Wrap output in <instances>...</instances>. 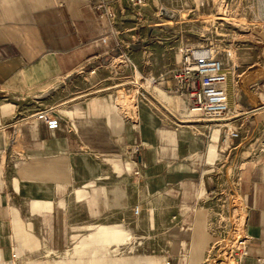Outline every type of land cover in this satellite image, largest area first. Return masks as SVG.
<instances>
[{"label": "crops", "instance_id": "obj_1", "mask_svg": "<svg viewBox=\"0 0 264 264\" xmlns=\"http://www.w3.org/2000/svg\"><path fill=\"white\" fill-rule=\"evenodd\" d=\"M173 8L0 0V264H201L225 246L202 207L219 200L237 264L264 260V60L224 63L228 113L195 121L175 92ZM49 108L55 130L35 117Z\"/></svg>", "mask_w": 264, "mask_h": 264}, {"label": "rangeland", "instance_id": "obj_2", "mask_svg": "<svg viewBox=\"0 0 264 264\" xmlns=\"http://www.w3.org/2000/svg\"><path fill=\"white\" fill-rule=\"evenodd\" d=\"M166 1L175 7L171 10L172 15L169 18L173 23L166 22L169 27L167 48H173L178 54L182 47H197L208 51L229 66L248 61L247 65L259 63L256 67L260 68L264 60L261 50L264 48L261 49L250 43H236L235 39L245 36L252 37L253 28L264 31V0ZM225 205L222 200L211 206L202 205L203 209L210 211L209 215L220 214L219 221L225 222L223 225L226 226L228 234L221 236L225 239L222 243L225 246L216 245L205 249L201 264H218L217 261H224L225 257H229L226 252L228 253L233 243L230 244L229 238L234 237L233 239L237 240L239 236L233 227L229 229L233 219L229 221ZM196 219L197 213L191 216L188 227L195 223ZM212 222L214 218L205 217L202 226L212 225ZM123 250V247H120L110 250L109 253H121Z\"/></svg>", "mask_w": 264, "mask_h": 264}, {"label": "built area", "instance_id": "obj_3", "mask_svg": "<svg viewBox=\"0 0 264 264\" xmlns=\"http://www.w3.org/2000/svg\"><path fill=\"white\" fill-rule=\"evenodd\" d=\"M125 2L135 11L137 17H142L147 0H125ZM181 55V63L173 75L175 92L187 98L189 111L196 115L195 121L204 124L219 123L225 118L229 109L225 88L227 77L223 61L208 51L192 46L183 47ZM132 84L135 85L134 82ZM136 93L139 94L137 88ZM35 117L43 121L49 130H55L59 126V118L52 108L37 112ZM225 129L226 135L230 138L238 137V133L231 127ZM261 169L264 181V162ZM138 212V207H135L134 214L137 215ZM235 245H240V242L235 241ZM235 245H231L226 254L237 264L244 252L239 249L234 250ZM16 258V254H12L9 264H16ZM217 262L222 264V260ZM260 264H264V260H261Z\"/></svg>", "mask_w": 264, "mask_h": 264}, {"label": "water", "instance_id": "obj_4", "mask_svg": "<svg viewBox=\"0 0 264 264\" xmlns=\"http://www.w3.org/2000/svg\"><path fill=\"white\" fill-rule=\"evenodd\" d=\"M161 14H166V12L164 10H161ZM251 35L252 37L245 36V37L236 38L235 41L236 43H250L254 46H257L263 49L264 48V31L253 28L251 30Z\"/></svg>", "mask_w": 264, "mask_h": 264}, {"label": "bare ground", "instance_id": "obj_5", "mask_svg": "<svg viewBox=\"0 0 264 264\" xmlns=\"http://www.w3.org/2000/svg\"><path fill=\"white\" fill-rule=\"evenodd\" d=\"M222 263H224V264H234L231 260H230V257H225L224 258V261H222Z\"/></svg>", "mask_w": 264, "mask_h": 264}]
</instances>
